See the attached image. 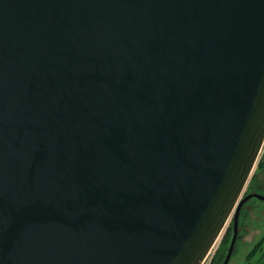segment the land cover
Here are the masks:
<instances>
[{"label": "water", "instance_id": "obj_1", "mask_svg": "<svg viewBox=\"0 0 264 264\" xmlns=\"http://www.w3.org/2000/svg\"><path fill=\"white\" fill-rule=\"evenodd\" d=\"M264 143V0H0V264H202Z\"/></svg>", "mask_w": 264, "mask_h": 264}, {"label": "rangeland", "instance_id": "obj_2", "mask_svg": "<svg viewBox=\"0 0 264 264\" xmlns=\"http://www.w3.org/2000/svg\"><path fill=\"white\" fill-rule=\"evenodd\" d=\"M250 193L264 195V143L241 198ZM233 215L202 264H222L233 236ZM228 264H264V200L247 199L239 211L237 238Z\"/></svg>", "mask_w": 264, "mask_h": 264}]
</instances>
